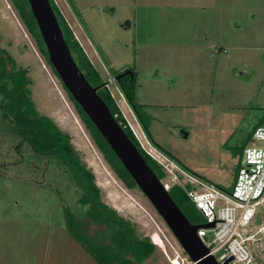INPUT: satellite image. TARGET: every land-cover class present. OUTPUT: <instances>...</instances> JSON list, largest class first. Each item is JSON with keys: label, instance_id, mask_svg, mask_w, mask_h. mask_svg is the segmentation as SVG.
Segmentation results:
<instances>
[{"label": "rangeland", "instance_id": "rangeland-1", "mask_svg": "<svg viewBox=\"0 0 264 264\" xmlns=\"http://www.w3.org/2000/svg\"><path fill=\"white\" fill-rule=\"evenodd\" d=\"M53 2L67 25L66 13L75 16L93 44L95 71L142 150L161 166L163 182L173 184L172 172H183L229 192L243 150L264 127V0ZM0 50L27 70L34 107L70 137L101 201L138 237L154 241L145 264H170L179 244L139 190L126 188L106 164L8 0H0ZM128 70L153 141L180 166L152 146L114 81L115 72ZM1 106L0 98V264H97L66 230V209L84 217L75 185L54 159L19 141L1 119ZM259 216L264 223V207ZM80 230L108 243L103 227L81 222Z\"/></svg>", "mask_w": 264, "mask_h": 264}, {"label": "trees", "instance_id": "trees-1", "mask_svg": "<svg viewBox=\"0 0 264 264\" xmlns=\"http://www.w3.org/2000/svg\"><path fill=\"white\" fill-rule=\"evenodd\" d=\"M8 1L27 33L35 41L51 72L57 77L48 62L45 46L27 0ZM48 1L62 32L63 39L78 69L92 87H98L97 94L108 107L110 114L134 144L146 164L155 173L157 178L162 181L165 176L161 166L142 150L131 130L126 125L116 103L111 98L106 88V82L100 78L89 62L53 0ZM130 72L132 73V78L125 75L116 81L120 92L132 109L142 131L152 146L176 165L180 166L179 162L172 155L153 141L150 134L151 120L145 112V107L136 101V75L132 70ZM121 73L115 72L113 77L115 78ZM30 85L31 80L28 77L27 70L17 67L11 56L5 51L0 50L1 119L7 123L10 128L9 130L21 143H26L29 146L34 155L52 158L63 167L79 193L77 204L85 209L84 218L98 227H103L108 233L110 244L105 245L101 242H93L90 238L86 237L80 231V224L76 219V215L66 209V230L69 235L97 264H143L144 261L152 257L155 252V246L148 238L138 237L135 226L131 222L125 220L115 210L109 208L101 201L100 191L95 184L94 175L81 163L79 156L71 145L70 137L60 131L50 118L42 116L37 112L31 99ZM63 89L72 102L84 129L89 134L106 164L124 183L126 188L135 190V183L107 143L67 90L64 87ZM194 176L204 181L201 177ZM187 188L190 189V186H187ZM168 194L188 222L194 225L190 214L195 217L199 213L186 197L184 190L178 186H172L169 188Z\"/></svg>", "mask_w": 264, "mask_h": 264}, {"label": "water", "instance_id": "water-1", "mask_svg": "<svg viewBox=\"0 0 264 264\" xmlns=\"http://www.w3.org/2000/svg\"><path fill=\"white\" fill-rule=\"evenodd\" d=\"M27 2L45 46L48 62L58 80L107 143L136 188L162 219L182 252L193 264H228L231 258L223 263H217L196 235L198 229H207L212 225H192L188 222L162 182L110 114L108 107L97 94L98 87H92L78 69L63 39L49 1ZM125 75L132 78V73L128 70L115 77L114 81Z\"/></svg>", "mask_w": 264, "mask_h": 264}, {"label": "built area", "instance_id": "built-area-1", "mask_svg": "<svg viewBox=\"0 0 264 264\" xmlns=\"http://www.w3.org/2000/svg\"><path fill=\"white\" fill-rule=\"evenodd\" d=\"M251 143L243 150L229 192L207 185L195 176L173 173L168 168L165 169L172 172L173 184L161 181L167 192L172 186L182 188L202 217V225H212L198 229L196 235L217 263L230 258L228 264H261L264 261V223L259 216L264 207V127L254 130ZM182 177H185L184 182L180 183ZM152 243L155 245L153 240ZM170 264L193 263L181 250Z\"/></svg>", "mask_w": 264, "mask_h": 264}, {"label": "crops", "instance_id": "crops-1", "mask_svg": "<svg viewBox=\"0 0 264 264\" xmlns=\"http://www.w3.org/2000/svg\"><path fill=\"white\" fill-rule=\"evenodd\" d=\"M71 10V9H70ZM66 13V12H65ZM66 16L68 18L67 22L69 23L68 25L70 26V29L73 33L74 38L76 39V41L79 43V45L81 46V48L83 49L86 57L88 58V60L90 61V63L92 64V66L94 65V63H98L96 61V55L97 53L95 52L94 48H93V44L89 41V39L87 38L86 34L84 33V31L81 29V27L79 26L78 22L75 19V16L72 14H67ZM78 192V191H77ZM84 208H83V212L81 213L82 215H84ZM81 216V215H80ZM77 219H78V215H76ZM122 217V216H121ZM79 224L81 222L83 223H89L91 225H94L90 222H88L84 217L81 219H78ZM96 226V225H95ZM81 231V230H80ZM83 233V232H82ZM84 234V233H83ZM86 236V235H85ZM108 243H106L105 245H109V238H108ZM147 261V260H146ZM143 264H145V262Z\"/></svg>", "mask_w": 264, "mask_h": 264}]
</instances>
